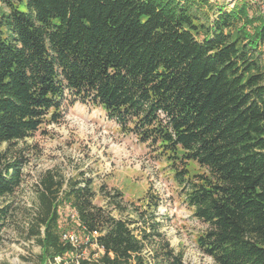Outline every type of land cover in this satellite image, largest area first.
I'll list each match as a JSON object with an SVG mask.
<instances>
[{
	"label": "trees",
	"instance_id": "1",
	"mask_svg": "<svg viewBox=\"0 0 264 264\" xmlns=\"http://www.w3.org/2000/svg\"><path fill=\"white\" fill-rule=\"evenodd\" d=\"M263 47L255 0L230 10L209 0H0V198L23 183L9 147L58 123L68 93L168 162L207 227L196 238L203 255L264 264ZM94 198L90 179L44 176L26 236L42 248L40 264L67 254L72 264H187L160 232L159 196L131 203L125 219ZM121 199L110 207L124 213ZM63 201L82 234H101L97 259L77 260L85 247L62 239ZM11 218L12 203L0 206V233Z\"/></svg>",
	"mask_w": 264,
	"mask_h": 264
},
{
	"label": "rangeland",
	"instance_id": "2",
	"mask_svg": "<svg viewBox=\"0 0 264 264\" xmlns=\"http://www.w3.org/2000/svg\"><path fill=\"white\" fill-rule=\"evenodd\" d=\"M209 1L230 10L240 0ZM259 1L264 10V0ZM214 12L217 13V9ZM262 49L264 51V47ZM9 148L12 158L21 161L24 175L21 187L13 196L0 198V206L12 203L11 222L8 229L0 233V264H40L42 248L35 241H28L26 236L30 212L38 202L40 182L48 172L66 184L82 178L92 180L93 203L111 211L116 218L128 217L132 212L131 203L143 202L149 193L159 196L161 203L156 222L171 247L176 253H183L187 264H214L196 245V238L207 227L187 206L168 162L153 148L139 143L135 136L123 133L116 122L108 121L101 108L67 93L58 123H46L34 136ZM7 149L8 146L3 145L0 152ZM189 168L191 173L203 172L196 164H190ZM118 192L123 194L121 205L128 210L124 213L115 205L110 207V198ZM71 211L67 202L60 207V228L81 237L83 234L75 226ZM83 251L92 256L96 250L88 246ZM73 258V254H67L47 264H72Z\"/></svg>",
	"mask_w": 264,
	"mask_h": 264
},
{
	"label": "built area",
	"instance_id": "3",
	"mask_svg": "<svg viewBox=\"0 0 264 264\" xmlns=\"http://www.w3.org/2000/svg\"><path fill=\"white\" fill-rule=\"evenodd\" d=\"M255 1H259V0H255ZM71 217L73 220H76L78 215L76 213L75 210L71 211ZM101 234L98 232H93V233H88V234H83V236H79L78 234L72 233V232H66L63 234L62 239L64 241L70 242L72 244L73 247L75 248H79L81 246H84L85 249L88 248V246L95 248V250L98 252L93 256H87L85 251H82V253L78 256H76L77 260L80 259L81 257H85L87 259H92L95 260L98 258V255L100 253L103 252L102 248H100V246L98 245V237ZM84 249V250H85ZM58 258H56L55 260H57ZM78 264V263H76Z\"/></svg>",
	"mask_w": 264,
	"mask_h": 264
}]
</instances>
